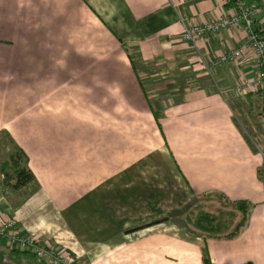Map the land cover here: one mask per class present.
<instances>
[{"label": "crops", "instance_id": "obj_1", "mask_svg": "<svg viewBox=\"0 0 264 264\" xmlns=\"http://www.w3.org/2000/svg\"><path fill=\"white\" fill-rule=\"evenodd\" d=\"M231 5L0 0V133L35 178L17 192L0 185V222L15 219L75 264H202L205 252L214 264H264V101L232 91L257 63L205 71L241 29L196 46L180 38ZM202 199L245 221L234 237L238 222L219 238L195 230ZM0 264L46 263L0 242Z\"/></svg>", "mask_w": 264, "mask_h": 264}, {"label": "built area", "instance_id": "obj_2", "mask_svg": "<svg viewBox=\"0 0 264 264\" xmlns=\"http://www.w3.org/2000/svg\"><path fill=\"white\" fill-rule=\"evenodd\" d=\"M231 9L227 15L204 24H188L180 35L185 44L196 46L201 40L229 30L241 29L245 37L229 53L209 61L204 67L209 74L216 66H228L238 63L250 55L257 63L258 73L251 78L239 79L233 88L236 96L256 95L264 101V0L246 8L243 0H231ZM260 16L258 23L255 17ZM0 242L10 251L28 254L46 264H75V257L66 249L50 242L24 236L15 219L0 222Z\"/></svg>", "mask_w": 264, "mask_h": 264}, {"label": "trees", "instance_id": "obj_3", "mask_svg": "<svg viewBox=\"0 0 264 264\" xmlns=\"http://www.w3.org/2000/svg\"><path fill=\"white\" fill-rule=\"evenodd\" d=\"M125 52L128 56L130 55L129 50L127 48L125 49ZM154 117L156 120H158L160 115L154 113ZM1 134H3L4 137L8 139V141L14 146V151L9 154L7 159L1 162L0 164V185L4 189H7L8 192H17L22 189H27L35 181L33 174L27 167V157L21 149L16 147V145L13 143L12 139L8 134H6L5 132H2ZM234 205L237 211H240L244 215H246V207L248 208V206L244 202L236 203ZM244 222L245 221L243 219L238 222L234 230L226 237H234L238 233V231L243 227ZM194 226L197 227V229H199L201 232L210 235L214 233H219L223 228L224 224L222 222H219L215 216H211L206 213H199L194 223ZM202 264H214L211 262L206 252L203 253ZM245 264L252 263L247 262Z\"/></svg>", "mask_w": 264, "mask_h": 264}, {"label": "rangeland", "instance_id": "obj_4", "mask_svg": "<svg viewBox=\"0 0 264 264\" xmlns=\"http://www.w3.org/2000/svg\"><path fill=\"white\" fill-rule=\"evenodd\" d=\"M139 68H140L139 69L140 72L142 70H144L141 68V66H139ZM148 70H150V69L145 68L146 72ZM238 122H239V127L243 131L244 137L250 142L252 147H255L256 144H255V141L253 139V135L249 133V130H248V128H246L245 125L241 124L243 121L240 118H238ZM13 151H14V146L8 141V139H6L4 137L3 134L0 133V164L4 160H6L8 155L11 154ZM262 177L264 178V176H262ZM198 202H200V205H199L197 213L202 212V213H208L211 216H215V217L217 216L216 219L218 221L220 220L219 222L224 223V226L219 233L210 234L212 237L219 238L220 236H223V235L229 233L233 229L234 225L239 220L238 217L232 218L230 215H228L227 212H229V209L225 206L220 205V203H217L214 200H203L202 199L201 201H198ZM209 205H211V206L207 207ZM221 212H224V214H222ZM220 214H222V215H220ZM194 223L192 224L193 226H194ZM195 228H196L195 229L196 231H200L199 229H197V227H195ZM200 233H203V232L200 231ZM203 234L207 235L206 233H203Z\"/></svg>", "mask_w": 264, "mask_h": 264}]
</instances>
